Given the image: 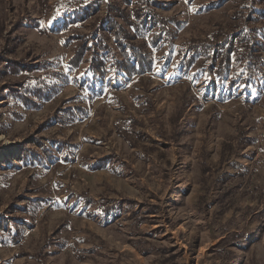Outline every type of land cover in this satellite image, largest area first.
Returning a JSON list of instances; mask_svg holds the SVG:
<instances>
[{"label":"rangeland","instance_id":"rangeland-1","mask_svg":"<svg viewBox=\"0 0 264 264\" xmlns=\"http://www.w3.org/2000/svg\"><path fill=\"white\" fill-rule=\"evenodd\" d=\"M113 1L49 0L41 14L38 0H0V155L16 150L0 157V264H264V75L226 99L229 75L220 80L206 55L187 73L180 64L193 40L261 26L264 0H146L173 18L170 43L129 77L110 66L121 57L104 21ZM77 32L106 39L105 74L90 66L96 41L70 68L65 43ZM20 81L27 95L38 82L59 87L26 104L6 88ZM54 138L75 146L70 156Z\"/></svg>","mask_w":264,"mask_h":264},{"label":"trees","instance_id":"trees-1","mask_svg":"<svg viewBox=\"0 0 264 264\" xmlns=\"http://www.w3.org/2000/svg\"><path fill=\"white\" fill-rule=\"evenodd\" d=\"M40 4L39 13L46 14L48 9L49 0H38ZM108 14L104 21H107L106 26L112 32L117 48L120 52V58L115 57L111 62V67L118 69L125 77L135 76L145 72H149L155 65V50L159 49V44L168 41H163L172 33V27L169 25L172 17H165L156 12V4H150L146 0H115L109 4ZM256 20V18H252ZM99 27V26H98ZM96 28L95 32H98L100 28ZM262 36L260 39L259 34ZM10 38V37H9ZM97 42V51H102L101 54L95 51L91 54V69L97 74H105L108 65V54L103 53L107 46L104 45L106 39L103 36H96L95 39L91 38V35L83 33H75L69 35L66 38V46L72 47L73 54L69 59V66L71 69H76L80 66L85 54L91 50L90 42ZM170 43V42H168ZM18 43L14 45H8L4 47L5 53L14 52ZM9 46V47H8ZM189 54L185 61L181 64L185 73L189 72V69L197 62L199 54L206 55V62L218 77L226 74L229 75L226 85V99L229 97L230 92L238 91L242 86L253 85L256 86L258 79H262L264 75V23L261 26H255L249 28L248 26H241L237 36L232 38L231 34L226 33V37L218 42H202L200 40H193L189 45ZM4 58L7 56L3 55ZM7 59V66L19 69L24 67L31 69V64L25 63L19 60ZM24 62V63H22ZM205 62V63H206ZM45 62H39L38 66H43ZM62 79H67L65 73L57 72L55 75ZM38 82L33 88L28 89L30 94L23 93L22 89L25 86L23 81H20L18 85L12 86L11 83H6V88H9L10 94L19 95L23 98L26 104L32 103L36 105L37 102L33 101L29 96H36L39 99H46L57 91L59 87L56 84H47L45 81ZM25 95V96H24ZM224 96L223 93H220ZM32 101H29V100ZM72 109H62V116H66ZM130 121V122H129ZM137 120H124V123H130L129 126L134 127L133 124ZM128 127L121 128L119 122L117 124V130L120 136L126 140H130L131 144H135L128 134ZM133 131H135L133 129ZM249 138V137H248ZM253 144L256 139L250 138ZM53 142L57 144L60 149H64L67 152V156H70L71 150L74 145L70 142L60 139H53ZM231 145V144H228ZM37 156V151L31 150L25 147L22 151L23 155ZM66 159L68 157H65ZM42 160V158H40ZM25 160H27L25 158ZM227 176V175H226ZM224 193L219 195L223 198ZM227 193V191H226ZM207 198L203 195L200 198L199 205H201ZM32 199H29V203ZM44 198L37 199L31 204H41ZM264 209L261 214H263ZM264 215V214H263ZM7 222V221H6ZM4 220L0 221V228L3 227ZM19 222V221H18ZM22 224H18L17 228L10 230L8 235L14 241H18L24 234V231L30 226L28 221H21ZM233 234H230L227 239L221 242L223 245ZM85 258V257H82Z\"/></svg>","mask_w":264,"mask_h":264},{"label":"bare ground","instance_id":"bare-ground-1","mask_svg":"<svg viewBox=\"0 0 264 264\" xmlns=\"http://www.w3.org/2000/svg\"><path fill=\"white\" fill-rule=\"evenodd\" d=\"M14 149H15V147L10 148V149H5V150H3V151H2V154L0 155V157H4V156H6V155H8V154L15 153L16 150H14Z\"/></svg>","mask_w":264,"mask_h":264},{"label":"snow or ice","instance_id":"snow-or-ice-1","mask_svg":"<svg viewBox=\"0 0 264 264\" xmlns=\"http://www.w3.org/2000/svg\"><path fill=\"white\" fill-rule=\"evenodd\" d=\"M186 2H187V0H186ZM56 15L58 16L59 15V12H57ZM55 19H56V17H53V21H55Z\"/></svg>","mask_w":264,"mask_h":264}]
</instances>
